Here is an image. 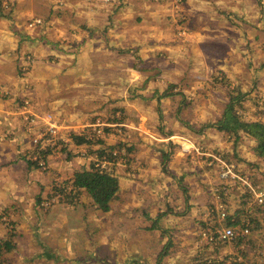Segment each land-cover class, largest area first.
<instances>
[{
    "label": "rangeland",
    "instance_id": "374dc122",
    "mask_svg": "<svg viewBox=\"0 0 264 264\" xmlns=\"http://www.w3.org/2000/svg\"><path fill=\"white\" fill-rule=\"evenodd\" d=\"M3 74L13 83L11 105L23 109L24 133L33 137V126H45L43 133L55 126L53 142L33 150L46 170L55 152L91 159L99 169H115L119 192L105 213L85 189H74V177L60 184L39 204L48 221H71L73 211L63 203L86 205L83 193L92 201L72 255L0 254V264L131 261L119 252L120 238L111 250L99 243L105 227L117 237L125 228L126 173H152L147 190L135 188L133 206L143 213L138 204H144L145 218L158 227L146 240L159 245L154 257L130 264H264V158L256 140L221 129L229 107L241 121L264 123V0H0ZM7 91L0 87V95ZM74 137L87 143L77 145ZM225 164L236 177L219 176ZM155 180L166 188L154 191ZM212 209L218 214L211 216ZM222 211L227 218L220 222ZM208 227L236 228L237 235L210 243L203 240ZM71 228H53L50 246L66 250ZM10 230L9 250L21 233Z\"/></svg>",
    "mask_w": 264,
    "mask_h": 264
},
{
    "label": "crops",
    "instance_id": "0c3cea01",
    "mask_svg": "<svg viewBox=\"0 0 264 264\" xmlns=\"http://www.w3.org/2000/svg\"><path fill=\"white\" fill-rule=\"evenodd\" d=\"M9 77V75H4V78L0 76V87L5 86V89L8 90V95H0L1 97L4 96L3 101H0V243L3 244V242L8 240L9 237H7V234L11 232V227L19 229L21 233H19V235L17 234L15 237L18 238V240L14 242V246L11 250L8 251L4 247H1L0 254H4V257L7 259L17 256L21 260L24 257H26L25 260L33 259L34 257H49V254L53 257L59 255L60 257L63 256L68 258L72 255L76 243L79 244L78 238L83 234L82 231L85 222L88 225L91 220L86 218V213L89 212V209L86 212V208H89V203L91 204L92 201L86 193H83L88 204L85 205L82 199L80 202L76 201L75 205L72 202V204L63 203L65 206H68V208L65 209L67 212L73 211L72 219L69 222L61 220V217L48 221L46 215L40 212L41 207L39 208V204H42L41 202L43 199L57 193L60 184L65 186V181H71L77 171L85 168L88 169L90 163L93 162H91V159H88L89 163L87 164L86 158L71 156L67 154V152H65V154L62 152H55L47 157V170L39 169L32 163L31 152L34 154V146L29 144L28 148L29 142L27 143V141H31L32 136L24 133L25 126H20V123L24 121L22 120L23 109L12 106L9 101V98L12 96L9 88L13 85ZM96 78L102 79L101 76H96ZM5 99H7V102L4 101ZM87 127L91 126H82V129H84L83 131H85ZM174 137H179L182 142H186L185 140H187L184 136L180 135H174ZM84 144L85 143L79 145ZM75 149H80L78 151H81L84 148L77 146ZM81 156H83V154H81ZM127 166H129V164H127ZM204 172H206V170ZM141 176L143 179L142 182ZM151 178L152 173H141L138 176H136L135 173L133 175L126 173V176L121 178L122 186L123 184L125 185V189L122 191V198L124 200L122 207H125L123 210L125 214H121L125 228L118 237L114 235V231H108L106 227L104 231H102L104 233L99 232V243L110 250L116 247L118 238H120L121 250L119 252H122V256L125 259L131 260H123L122 264H130V262L132 263L134 261L139 263V261L145 258L150 259L151 255L154 257V254L159 251V245L157 249L156 243L146 240V235L149 230L158 232V227L154 225L156 223L147 221L145 218L144 204H138L143 213H141V211L136 212L133 206L135 203H139V200L135 196V188L139 189L142 185H148ZM156 181L157 180L151 184V188L154 191L166 188L167 185L165 182L161 183L163 184L161 187V184L158 186ZM168 186L174 188L171 182H168ZM148 188L149 185L144 189L147 190ZM71 205L74 207H71ZM91 208L96 210L94 206ZM77 214L80 215L79 220L75 219ZM213 214L216 215L218 213L212 209L211 216ZM81 215H83V217H81ZM99 216L102 215L99 214ZM151 217H153V214ZM209 220L210 222L213 221L211 217ZM233 225L235 224H232V226ZM67 226L72 227L71 232L68 233L69 235L66 238L64 235H61V237L66 239L63 242L66 244V250L50 246L48 242L50 231H52L53 228H55L53 230H57L58 228L64 229ZM183 231L185 232V230ZM38 232L41 235L40 239L34 236ZM26 234H28L27 237H34L32 239L26 237V239L30 241L28 247L26 245L27 242L24 241ZM101 245L100 247H102ZM117 249H119L118 246L116 250ZM9 263L10 262H4V264ZM21 263H24V261H21Z\"/></svg>",
    "mask_w": 264,
    "mask_h": 264
},
{
    "label": "trees",
    "instance_id": "16d2710c",
    "mask_svg": "<svg viewBox=\"0 0 264 264\" xmlns=\"http://www.w3.org/2000/svg\"><path fill=\"white\" fill-rule=\"evenodd\" d=\"M221 129L230 134L239 137V133H244L248 137L256 140L255 148L257 156L264 158V123L261 122H244L239 119L232 108H228L221 122ZM77 144L87 143L80 137H74ZM103 151L99 153L100 158ZM98 161V160H97ZM38 167L36 162H32ZM97 163H91L89 169H83L74 175V189H85L93 199L94 204L103 212L110 211V203L115 199L119 192V181L115 169H99ZM62 190V189H60ZM237 225V222H235ZM5 249L9 250V241L3 243Z\"/></svg>",
    "mask_w": 264,
    "mask_h": 264
},
{
    "label": "built area",
    "instance_id": "2783aa9c",
    "mask_svg": "<svg viewBox=\"0 0 264 264\" xmlns=\"http://www.w3.org/2000/svg\"><path fill=\"white\" fill-rule=\"evenodd\" d=\"M33 123V120H32ZM46 129L45 126L43 129L39 130L38 127H34L33 126V137H31V142L33 144V146L35 148H38L37 150L39 151L40 149H42L45 146L51 144L53 142V137H54V133L52 130L55 129V126H48L47 132L43 133L42 130ZM29 133L32 131V129L29 127L28 128ZM48 131L50 132V134L48 133ZM52 131V133H51ZM35 144V145H34ZM44 144V145H43ZM37 153L33 154L31 156L32 161L36 162L38 164V168L45 170L46 169V160L42 159V158H37L34 157V155H36ZM219 162L223 163L221 160H218ZM233 169L234 166H228L225 164V166L221 167V170L219 172V176L222 179H226L228 178L230 175H232L233 177H236V175L233 173ZM255 191V190H253ZM256 198H258V201H260L261 203L263 202V195L262 194H257L255 196ZM219 218V215L217 217V219ZM227 218V214L222 211L220 213V222L226 220ZM245 227L244 230L242 231V234H248L249 233V228H250V221L246 220L244 221ZM236 234V228H219L216 231H214L211 227L206 228L203 231V240L209 241L210 243H215L216 240H219L220 242H224V241H232L234 239Z\"/></svg>",
    "mask_w": 264,
    "mask_h": 264
}]
</instances>
